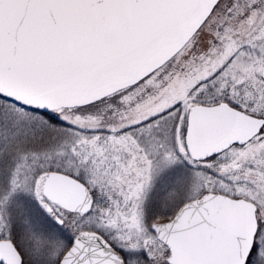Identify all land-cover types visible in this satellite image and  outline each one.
<instances>
[{"label":"snow or ice","instance_id":"snow-or-ice-1","mask_svg":"<svg viewBox=\"0 0 264 264\" xmlns=\"http://www.w3.org/2000/svg\"><path fill=\"white\" fill-rule=\"evenodd\" d=\"M0 264H264V0H0Z\"/></svg>","mask_w":264,"mask_h":264}]
</instances>
